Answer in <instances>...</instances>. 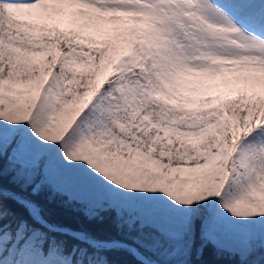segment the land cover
Returning <instances> with one entry per match:
<instances>
[{"label": "snow or ice", "instance_id": "6c2138e0", "mask_svg": "<svg viewBox=\"0 0 264 264\" xmlns=\"http://www.w3.org/2000/svg\"><path fill=\"white\" fill-rule=\"evenodd\" d=\"M157 253L264 264V0H0V264Z\"/></svg>", "mask_w": 264, "mask_h": 264}, {"label": "trees", "instance_id": "16d2710c", "mask_svg": "<svg viewBox=\"0 0 264 264\" xmlns=\"http://www.w3.org/2000/svg\"><path fill=\"white\" fill-rule=\"evenodd\" d=\"M4 178L5 183L8 184L11 176L8 171L7 164L5 165ZM41 199L44 202L47 211L49 212L50 218L54 222L63 224L69 228H87L90 231L103 236H110L119 239H126V236H128L126 231L121 233L118 229H116L109 217H106L103 221L90 220L82 210L65 205L58 197H55L49 193H45ZM153 259L156 260L158 264H178L176 259H169L167 256L160 253L154 255ZM220 264H230V262L227 258H225L220 261Z\"/></svg>", "mask_w": 264, "mask_h": 264}, {"label": "rangeland", "instance_id": "374dc122", "mask_svg": "<svg viewBox=\"0 0 264 264\" xmlns=\"http://www.w3.org/2000/svg\"><path fill=\"white\" fill-rule=\"evenodd\" d=\"M176 261L178 262V258H176Z\"/></svg>", "mask_w": 264, "mask_h": 264}]
</instances>
